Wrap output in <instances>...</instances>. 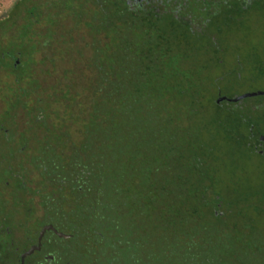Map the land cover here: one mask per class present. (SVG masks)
Wrapping results in <instances>:
<instances>
[{
  "label": "trees",
  "instance_id": "1",
  "mask_svg": "<svg viewBox=\"0 0 264 264\" xmlns=\"http://www.w3.org/2000/svg\"><path fill=\"white\" fill-rule=\"evenodd\" d=\"M199 8L16 0L0 15V264L47 224L68 237L46 231L24 264H264V194L237 182L240 159L264 161V96L216 102L236 96L226 55L248 9ZM83 48L82 69L61 68Z\"/></svg>",
  "mask_w": 264,
  "mask_h": 264
},
{
  "label": "rangeland",
  "instance_id": "2",
  "mask_svg": "<svg viewBox=\"0 0 264 264\" xmlns=\"http://www.w3.org/2000/svg\"><path fill=\"white\" fill-rule=\"evenodd\" d=\"M16 0H0V15L11 7ZM233 36L230 43V51L226 55L227 67L237 62L241 66V79L226 78V93L239 95L241 93L263 91L264 92V0H259L246 15L240 27L233 28ZM88 49H81L70 61L60 63L62 67L77 66L83 68L84 57ZM77 60V62H76ZM262 68V72L259 73ZM63 69V68H62ZM242 101V100H240ZM239 102V101H238ZM238 165H242L245 172L237 176V182L241 186L242 194H264V161L254 155L250 160L240 159Z\"/></svg>",
  "mask_w": 264,
  "mask_h": 264
},
{
  "label": "flooded vegetation",
  "instance_id": "3",
  "mask_svg": "<svg viewBox=\"0 0 264 264\" xmlns=\"http://www.w3.org/2000/svg\"><path fill=\"white\" fill-rule=\"evenodd\" d=\"M127 1L133 6L149 5L150 7H156L157 9L158 7L162 6L164 8H167L171 12H173L176 15V17H182L183 19L190 20V21H197L196 18L194 17V11L197 9H200L199 7L201 4V1H205V0H127ZM208 1L209 3L213 2L214 4L219 5V6H221V3H224L226 5H229V4L231 5L233 3L238 4L240 5L242 9H248L246 11V14H248V12L250 11L249 5L252 2V0H208ZM254 1L255 3H257L259 0H254ZM190 5H192V7ZM212 7H214V9H211V10L216 14L217 13L216 10L218 8H216L213 4H212ZM196 29L200 30V26H197ZM262 130L263 132H261V134L264 133V128H262ZM258 138L260 141L259 145H262V143L264 142V138L260 139V136ZM37 243H38V240H37ZM40 245H41V242H40ZM50 256L51 255H44V257L48 261L52 259V256L51 257Z\"/></svg>",
  "mask_w": 264,
  "mask_h": 264
},
{
  "label": "water",
  "instance_id": "4",
  "mask_svg": "<svg viewBox=\"0 0 264 264\" xmlns=\"http://www.w3.org/2000/svg\"><path fill=\"white\" fill-rule=\"evenodd\" d=\"M258 95H263L264 96V92L263 91H253V92H246V93H241L239 95H236L235 97H227L225 95H219L216 99L217 103H220L223 100H227V101H232V102H238L244 98H248V97H253V96H258ZM261 132H263V130L261 129ZM264 133L261 134L260 139H263L264 137ZM48 230L53 231L58 237H62V238H67L68 235L58 231L52 224H47L44 225L38 235V243L35 245H31L27 250H25L24 252L21 253L20 255V264H24V260L27 256H29L30 254H32L35 250H39L40 249V242L41 239L44 235V233ZM51 257V256H50Z\"/></svg>",
  "mask_w": 264,
  "mask_h": 264
}]
</instances>
